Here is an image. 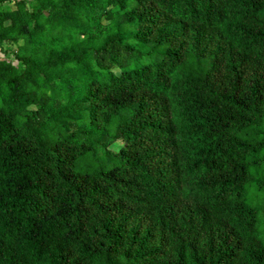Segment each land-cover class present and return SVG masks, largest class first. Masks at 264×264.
<instances>
[{"label": "trees", "instance_id": "obj_1", "mask_svg": "<svg viewBox=\"0 0 264 264\" xmlns=\"http://www.w3.org/2000/svg\"><path fill=\"white\" fill-rule=\"evenodd\" d=\"M0 264H264V0H0Z\"/></svg>", "mask_w": 264, "mask_h": 264}, {"label": "rangeland", "instance_id": "obj_2", "mask_svg": "<svg viewBox=\"0 0 264 264\" xmlns=\"http://www.w3.org/2000/svg\"><path fill=\"white\" fill-rule=\"evenodd\" d=\"M10 6L12 7L11 3H10ZM105 23V22H102V24ZM116 72V70H114ZM120 145L118 142H115V144H113V148H118Z\"/></svg>", "mask_w": 264, "mask_h": 264}]
</instances>
